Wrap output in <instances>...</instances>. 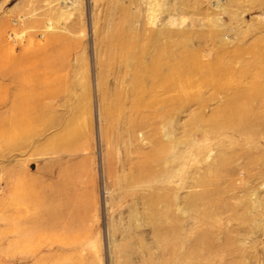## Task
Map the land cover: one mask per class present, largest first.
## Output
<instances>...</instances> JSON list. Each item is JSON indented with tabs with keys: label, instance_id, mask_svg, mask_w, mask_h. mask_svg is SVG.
<instances>
[{
	"label": "rangeland",
	"instance_id": "1",
	"mask_svg": "<svg viewBox=\"0 0 264 264\" xmlns=\"http://www.w3.org/2000/svg\"><path fill=\"white\" fill-rule=\"evenodd\" d=\"M15 176L38 263L264 264V0H0Z\"/></svg>",
	"mask_w": 264,
	"mask_h": 264
},
{
	"label": "bare ground",
	"instance_id": "2",
	"mask_svg": "<svg viewBox=\"0 0 264 264\" xmlns=\"http://www.w3.org/2000/svg\"><path fill=\"white\" fill-rule=\"evenodd\" d=\"M10 183L9 188L0 186L2 193L8 195V201L5 204L7 212L0 216V226H3L1 222L5 221L4 226L6 225L7 228L4 231L0 230V252L4 244L24 251L12 258H6V253L5 255L0 253V264H14L15 262L24 264L23 262L27 261H31V264H42L38 263L41 248L52 246L55 243L54 233L48 232L43 221V215L49 205L47 201H41L39 191L24 183L22 178L16 177ZM49 204L51 213H54L52 209L54 202Z\"/></svg>",
	"mask_w": 264,
	"mask_h": 264
}]
</instances>
